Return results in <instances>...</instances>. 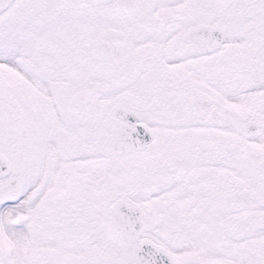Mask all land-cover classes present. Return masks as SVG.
Instances as JSON below:
<instances>
[{"label": "snow or ice", "instance_id": "snow-or-ice-1", "mask_svg": "<svg viewBox=\"0 0 264 264\" xmlns=\"http://www.w3.org/2000/svg\"><path fill=\"white\" fill-rule=\"evenodd\" d=\"M0 264H264V0H0Z\"/></svg>", "mask_w": 264, "mask_h": 264}]
</instances>
